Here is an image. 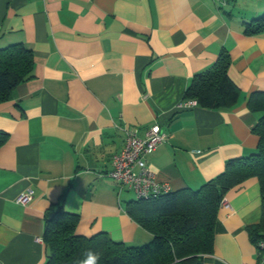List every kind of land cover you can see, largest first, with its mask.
<instances>
[{
    "label": "crops",
    "instance_id": "obj_1",
    "mask_svg": "<svg viewBox=\"0 0 264 264\" xmlns=\"http://www.w3.org/2000/svg\"><path fill=\"white\" fill-rule=\"evenodd\" d=\"M262 12L264 0H0V48L22 43L33 55L32 76L0 102V264H44L46 218L59 205L78 215L79 235L152 239L127 212L133 190L107 175L126 131L166 133L146 161L171 191L197 189L252 154L259 114L247 101L264 91V31L247 34L244 23ZM223 49L236 104L181 106ZM28 189L32 198L16 202ZM223 197L204 263L258 264L247 232L262 218L258 179Z\"/></svg>",
    "mask_w": 264,
    "mask_h": 264
},
{
    "label": "trees",
    "instance_id": "obj_2",
    "mask_svg": "<svg viewBox=\"0 0 264 264\" xmlns=\"http://www.w3.org/2000/svg\"><path fill=\"white\" fill-rule=\"evenodd\" d=\"M245 33L264 31V12L244 23ZM230 56L221 50L213 64L193 76L184 99H194L208 109H226L236 104L240 90L228 76ZM33 55L22 43L0 48V102L32 76ZM247 106L259 114L253 131L258 136L256 150L246 157L229 159L224 170L197 189L181 188L158 197L137 198L128 204V214L152 234L142 245H126L106 233L91 236L75 233L78 215L54 206L46 218L43 240L48 248L44 264H79L91 249L101 253V264H205L203 255L211 253L214 224L220 201L227 190L250 177L260 186L262 218L247 226L253 242L264 239V91L250 94ZM8 134L0 130V146Z\"/></svg>",
    "mask_w": 264,
    "mask_h": 264
},
{
    "label": "built area",
    "instance_id": "obj_3",
    "mask_svg": "<svg viewBox=\"0 0 264 264\" xmlns=\"http://www.w3.org/2000/svg\"><path fill=\"white\" fill-rule=\"evenodd\" d=\"M197 105L194 99L184 101L181 106ZM167 139L166 133L158 125L150 127L144 137L133 131H126L123 148L112 157V168L107 175L120 187L132 189L137 198L150 199L171 191L169 184L157 180L146 161V156ZM32 198V190H27L16 198L20 204ZM220 206L229 207L223 197ZM258 264H264V239L257 242Z\"/></svg>",
    "mask_w": 264,
    "mask_h": 264
},
{
    "label": "clouds",
    "instance_id": "obj_4",
    "mask_svg": "<svg viewBox=\"0 0 264 264\" xmlns=\"http://www.w3.org/2000/svg\"><path fill=\"white\" fill-rule=\"evenodd\" d=\"M84 255L86 258L80 260L79 264H101V253L89 249Z\"/></svg>",
    "mask_w": 264,
    "mask_h": 264
},
{
    "label": "water",
    "instance_id": "obj_5",
    "mask_svg": "<svg viewBox=\"0 0 264 264\" xmlns=\"http://www.w3.org/2000/svg\"><path fill=\"white\" fill-rule=\"evenodd\" d=\"M52 215H53V213L51 212V213H49V215H48V218H51L52 217Z\"/></svg>",
    "mask_w": 264,
    "mask_h": 264
}]
</instances>
